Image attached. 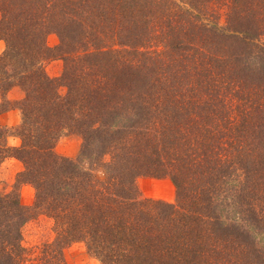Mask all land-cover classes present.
Segmentation results:
<instances>
[{
  "label": "trees",
  "instance_id": "obj_1",
  "mask_svg": "<svg viewBox=\"0 0 264 264\" xmlns=\"http://www.w3.org/2000/svg\"><path fill=\"white\" fill-rule=\"evenodd\" d=\"M68 34L96 49L73 59ZM0 39V92H23L0 105L21 113L0 162L34 189L30 206L0 191V264H69L76 241L100 264H264V0H0ZM69 133L76 159L54 148ZM138 176L168 177L175 201ZM39 213L54 237L25 246Z\"/></svg>",
  "mask_w": 264,
  "mask_h": 264
},
{
  "label": "rangeland",
  "instance_id": "obj_2",
  "mask_svg": "<svg viewBox=\"0 0 264 264\" xmlns=\"http://www.w3.org/2000/svg\"><path fill=\"white\" fill-rule=\"evenodd\" d=\"M221 20H224L223 13L221 14ZM58 32L59 30L57 32L51 31L45 37L46 45L52 49L53 55L45 60L44 69L50 77L54 78H59L64 69V60L58 55L57 50V47L61 44ZM81 37L82 36L79 38L75 37V39H73L70 34L67 36L69 49L76 50L75 53L71 54L73 59H75L77 55L79 56L85 52L94 51L96 49L93 48V46L88 45L90 42H86L87 40L85 37ZM85 47H88L87 50L83 49ZM4 49L5 42L0 39V54ZM58 90L61 94L66 92V88L62 85L59 86ZM22 96L23 92L18 87H13L7 93L0 92V105H11L15 100ZM20 120L21 113L17 108H8L0 111V126L8 128L13 127L17 125ZM5 141L9 146H18L20 144V138L13 134H8ZM81 142V137L78 134L69 133L60 136L56 141L54 148L57 153L76 159L79 154ZM83 166H87V164L83 163ZM22 169L23 164L19 159L13 156L4 158L0 162V191L7 193L16 189L19 193L22 204L30 206L34 199L33 187L27 183L16 185V174ZM97 174H99L98 171ZM136 183L141 196L162 199L171 203L175 201V187L168 177L156 178L150 176H138ZM21 232L22 243L25 246H32L46 240H52L54 237L53 220L51 217L43 213L36 214L23 224ZM63 253L69 264H100L94 256L87 252L82 241L70 243L63 249Z\"/></svg>",
  "mask_w": 264,
  "mask_h": 264
}]
</instances>
